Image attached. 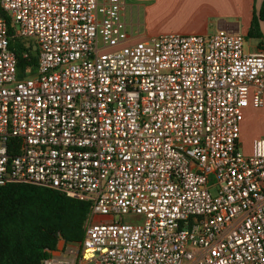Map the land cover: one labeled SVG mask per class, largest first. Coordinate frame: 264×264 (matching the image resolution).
I'll list each match as a JSON object with an SVG mask.
<instances>
[{"label": "built area", "instance_id": "obj_1", "mask_svg": "<svg viewBox=\"0 0 264 264\" xmlns=\"http://www.w3.org/2000/svg\"><path fill=\"white\" fill-rule=\"evenodd\" d=\"M124 7L0 0L36 56L20 74L0 17V185L89 204L41 264H264V138L240 150L264 52L230 30L127 44Z\"/></svg>", "mask_w": 264, "mask_h": 264}, {"label": "trees", "instance_id": "obj_2", "mask_svg": "<svg viewBox=\"0 0 264 264\" xmlns=\"http://www.w3.org/2000/svg\"><path fill=\"white\" fill-rule=\"evenodd\" d=\"M264 18V0L259 10ZM0 17L7 23L11 36L9 48L15 53L20 74L34 70L36 56L13 37V28L6 13ZM264 20V19H263ZM252 20L249 37H257ZM28 58H23L24 51ZM89 204L54 189L25 183L0 185V264H41L59 243H77L83 238Z\"/></svg>", "mask_w": 264, "mask_h": 264}, {"label": "crops", "instance_id": "obj_3", "mask_svg": "<svg viewBox=\"0 0 264 264\" xmlns=\"http://www.w3.org/2000/svg\"><path fill=\"white\" fill-rule=\"evenodd\" d=\"M123 1L127 44L147 41L161 34L204 36L217 30H230L245 37L249 31L250 20L263 2V0ZM246 51L264 52V46L261 41L256 40V43L247 47ZM257 110L264 112V105ZM249 151L250 148L246 153Z\"/></svg>", "mask_w": 264, "mask_h": 264}, {"label": "rangeland", "instance_id": "obj_4", "mask_svg": "<svg viewBox=\"0 0 264 264\" xmlns=\"http://www.w3.org/2000/svg\"><path fill=\"white\" fill-rule=\"evenodd\" d=\"M259 10L254 13L252 19L249 22V26H248V30H250L252 20L255 21V25L253 29L256 32V34H258L259 38L255 39V38H251L246 35L244 37L245 38V48L251 46L253 43H256V40L261 41L264 46V20H263L264 18L263 19L260 18ZM22 43L32 44V40L29 38H24L22 39ZM245 112H246V119L241 125V135H240L241 148L240 150L246 153V151L250 148L252 139L257 138L259 136L264 138V112L263 110H253L251 108L247 109ZM128 218L129 217H125L124 220L130 221V219L128 220ZM114 220L115 221L119 220V217L115 216Z\"/></svg>", "mask_w": 264, "mask_h": 264}]
</instances>
